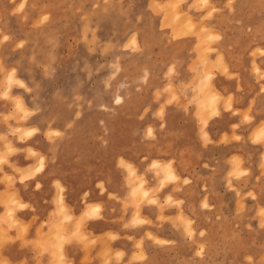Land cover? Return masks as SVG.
Listing matches in <instances>:
<instances>
[{"label":"rangeland","instance_id":"obj_1","mask_svg":"<svg viewBox=\"0 0 264 264\" xmlns=\"http://www.w3.org/2000/svg\"><path fill=\"white\" fill-rule=\"evenodd\" d=\"M225 8L229 34L251 68L238 86L250 93L246 108L232 109L231 94L230 105L224 104L245 125L232 124L221 142L253 145L205 151L180 177L174 155L153 158H163L161 145L177 146L166 122L193 115L204 127L218 113L212 69L225 63L212 47L221 37L212 19ZM259 38L264 0H0V146L11 136L36 133L23 150L25 160L35 161L36 170L50 162L73 178L82 171L89 216L102 207L92 201V180L101 191L110 188L117 221L131 229L114 232L111 239L121 241L115 249L90 231L81 236L85 223L62 214L50 232L38 235L34 264H71L60 263L63 240L59 247L57 237L64 222L83 244L79 264H264Z\"/></svg>","mask_w":264,"mask_h":264},{"label":"crops","instance_id":"obj_2","mask_svg":"<svg viewBox=\"0 0 264 264\" xmlns=\"http://www.w3.org/2000/svg\"><path fill=\"white\" fill-rule=\"evenodd\" d=\"M221 2L222 0H219V3ZM226 11V8L219 11L212 19L214 27L221 33V37L213 42L212 47L216 52H221L225 63L224 68L214 67L212 69L214 73L212 81L216 88L213 91L217 96L216 100L219 98L213 114L218 113L209 118L204 127H200L198 120L193 115L181 118L174 125H168L169 122H166L169 137H176L177 146L173 151L172 147L161 145L163 150L159 157L163 158H153L167 160L164 159L167 157L166 155H174L180 177H183L186 172L201 163L204 157L202 156L201 159L199 155L205 151H213L220 147L222 149L227 148L231 153L232 150L239 152L241 148L245 149V147L248 148V145H253L247 139L244 144L221 142L223 134L230 136L232 131L230 126L232 124H237L239 128L245 125L241 122L240 113L231 112L229 108L224 107V104L230 105V101H228L229 94L232 96V109H245L250 99V93L240 92L238 86L243 82L244 70L251 68V58L236 48L237 38L229 34L226 23L227 15L224 14ZM261 38H259L260 42L257 43H264ZM216 52L210 53L211 59L215 57ZM255 63L260 69L264 70V55L256 57ZM1 88L0 86V92ZM260 97L261 93H256V100H259ZM4 103L5 101L0 97V109H3ZM252 113L253 117H258L255 111ZM258 119L260 118H257L256 121ZM1 129H3V124L0 121V131ZM203 129L205 135L202 132ZM34 134L36 133L22 138L11 136L10 141L4 140L3 146H0V156L4 157L0 159V264L37 263L39 256L35 241L38 239V235L40 232L46 233L47 230L50 232L62 214L65 220L73 219L79 224L85 223V233L80 228L81 226L78 228L82 232L81 236L90 231L91 235L99 238V240H105L106 238L107 244L111 240V246L115 249L120 247L119 237L111 239L114 232L120 236L125 231L130 232L131 229H123L117 221L118 214L115 203L107 196L110 188L101 191L95 186L96 181L92 180L90 190L93 191L92 195L95 196L92 201L97 202V200H100L102 207L98 212L100 215L89 216L85 208L87 200L83 202L82 199V195L88 187L87 180L82 178V171H79V175L73 178L72 174L66 175L59 167L50 162L43 161V167L36 170L35 161L27 162L25 160L23 150L29 145L30 141L36 138ZM163 136L164 133L161 137L163 138ZM205 138L208 141L205 142ZM13 147L17 151L8 155L3 154V150H9ZM32 147L37 149L35 146ZM29 164L34 165L30 167ZM57 184L61 185L59 187L60 189L63 188L62 191L58 190ZM111 191H114L113 187H111ZM78 216L81 217L80 221H78ZM43 222L46 224L42 225ZM58 235L59 247L63 240L60 263H82L81 259L85 254V250L82 243L72 238L71 225L64 222ZM97 247L100 248L101 245L97 244ZM44 260L45 256H42L41 262H44ZM111 263H115V261Z\"/></svg>","mask_w":264,"mask_h":264},{"label":"bare ground","instance_id":"obj_3","mask_svg":"<svg viewBox=\"0 0 264 264\" xmlns=\"http://www.w3.org/2000/svg\"><path fill=\"white\" fill-rule=\"evenodd\" d=\"M210 95V94H209ZM115 98V101L116 102H120V101H122V97L120 96V95H117L116 97H114ZM20 103V102H19ZM225 139V138H224ZM34 153V152H33ZM159 163V162H158ZM136 199V198H135ZM62 210V209H61ZM91 210V209H90ZM91 212V211H90ZM88 214V213H87ZM190 234V233H189Z\"/></svg>","mask_w":264,"mask_h":264}]
</instances>
